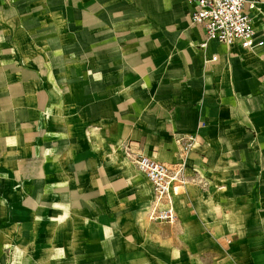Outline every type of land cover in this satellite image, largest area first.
Listing matches in <instances>:
<instances>
[{
	"label": "crops",
	"instance_id": "1",
	"mask_svg": "<svg viewBox=\"0 0 264 264\" xmlns=\"http://www.w3.org/2000/svg\"><path fill=\"white\" fill-rule=\"evenodd\" d=\"M248 1L264 39V0ZM193 10L0 0V264H264V47L202 49ZM129 149L187 165L170 224L150 219L134 162L141 222L178 231L152 257L124 218Z\"/></svg>",
	"mask_w": 264,
	"mask_h": 264
},
{
	"label": "built area",
	"instance_id": "2",
	"mask_svg": "<svg viewBox=\"0 0 264 264\" xmlns=\"http://www.w3.org/2000/svg\"><path fill=\"white\" fill-rule=\"evenodd\" d=\"M194 5L191 24L205 30L206 41L200 45L206 48L207 41H217L231 46L239 44L243 49L256 51L264 47V39L258 36L253 24L251 11L256 5L248 0H188ZM217 60V57L212 59ZM194 138L181 139L182 154L191 150ZM128 150V149H127ZM129 155L134 157L137 168L146 176L153 188V205L150 219L162 223L174 224L177 221L175 197L178 187L186 184V163L173 165L159 162L147 155Z\"/></svg>",
	"mask_w": 264,
	"mask_h": 264
},
{
	"label": "rangeland",
	"instance_id": "3",
	"mask_svg": "<svg viewBox=\"0 0 264 264\" xmlns=\"http://www.w3.org/2000/svg\"><path fill=\"white\" fill-rule=\"evenodd\" d=\"M128 162L124 165L129 167L130 180H129V188H130V196H129V213H124V218L129 217L130 225H131V235L136 234L140 235L143 238L142 247L144 248V252L147 257H152L154 253L153 249V239H159L161 242L168 241L170 237L176 236L178 231L175 228H171L168 224H143L141 221L147 222V216L145 215L143 218L140 217L139 211L142 210L144 203L150 201V197L147 198V190H146V181L144 179L138 178L136 175V169L134 164V157L128 155ZM137 176V177H136ZM146 191V192H145ZM129 214V216H128ZM138 227L133 228V225ZM136 232V233H135ZM164 245V244H163ZM150 262V260H149ZM170 259L164 258L161 261V264H171ZM180 264V263H179ZM200 264V261H198Z\"/></svg>",
	"mask_w": 264,
	"mask_h": 264
},
{
	"label": "bare ground",
	"instance_id": "4",
	"mask_svg": "<svg viewBox=\"0 0 264 264\" xmlns=\"http://www.w3.org/2000/svg\"><path fill=\"white\" fill-rule=\"evenodd\" d=\"M149 209H150V201L146 202V204H144L142 210H140V212H139L140 217L143 218L147 214Z\"/></svg>",
	"mask_w": 264,
	"mask_h": 264
}]
</instances>
